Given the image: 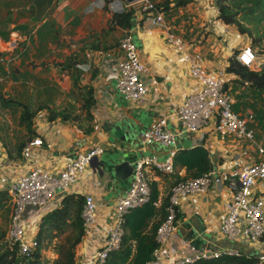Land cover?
Here are the masks:
<instances>
[{
    "label": "crops",
    "instance_id": "obj_1",
    "mask_svg": "<svg viewBox=\"0 0 264 264\" xmlns=\"http://www.w3.org/2000/svg\"><path fill=\"white\" fill-rule=\"evenodd\" d=\"M98 1L100 0H0V35L9 38L6 41L0 36V97L22 102L32 109H37L41 105L51 109L59 108L61 103L57 99L60 93L56 88L57 82H52L51 75L61 73V68L57 66L60 63L57 65L52 63L53 49L58 46V42L63 43L65 39L69 42V39L83 38L82 34H86L83 28L87 20H105L101 21L103 28L104 24L113 20L114 14L123 6L121 1L118 3V0H114L103 10ZM192 1L186 7L178 9L173 8L172 3L173 9L166 13V21L170 18L167 24L187 42L190 53L203 54L209 71L223 72L230 58L235 56V53H240L250 40L239 35L234 26L225 25L217 19L218 10L214 0ZM147 16L136 12L130 30L112 25L115 31L106 34L99 32L91 40L86 41L87 44L100 43L101 49L98 51L89 49L86 55L81 56L83 61L76 68L82 71V76L72 72L80 84L90 85L95 90L96 105L92 110V121L82 109L73 115L70 114L67 121L61 117L51 121L48 111L44 109L34 120V129L40 136L33 138L41 137L44 141V147L37 155L38 159L53 174H59L69 160L78 154L87 153L97 143L105 150L68 191L84 196L92 195L98 205L92 234L77 247L78 264H92V257L102 246L107 230L112 225L117 199L128 191L125 187L126 181L110 177L102 171L105 170L102 169V164L107 168L109 164L114 163L115 158L123 157L118 152L121 149V131H117L116 128L134 124L141 140V135L150 128L157 115L166 111L169 126L178 132L182 127L176 113L191 90L197 89V83L189 77L190 54L179 52L167 44L162 31L153 27ZM48 21L53 25H49V30L58 31V34L43 31V26L47 25ZM209 22H213V25H208ZM187 25L189 28H186ZM205 26H208L205 30L210 34H202L199 30ZM17 27L22 29L16 30ZM175 30H178V33ZM127 31L136 41L139 56L150 68L151 77L157 81V86L153 87L151 93L141 101H128L118 94L115 89L116 80L112 76L114 71L109 72L107 67V63L115 58L118 43ZM65 33L68 36L63 35ZM86 43L84 45H87ZM80 48L73 51L69 57L79 52ZM55 60L58 61L57 57ZM85 67L91 74L88 72L87 75ZM63 74L71 81L69 91L71 95L74 87L71 74ZM236 79L235 75L229 74L227 77L232 93L240 99L238 101L234 95L236 112L240 115L255 114L256 124L252 127L256 132L257 141L264 147V119H260L264 112V95L258 97L253 89L238 84ZM19 117L20 111L6 109L0 102V172L13 182L26 172L24 160L16 159L15 152L27 134L19 125ZM15 120L18 123L13 126ZM215 127L216 122L213 119L206 129L187 137L192 143L191 149L197 146L207 149L215 172L226 170L229 162L237 158L243 163L258 161L257 151L249 149L246 142L222 135L216 132ZM178 141L176 150L180 149ZM140 142L139 149H131V163L134 168L137 161L144 157H156L163 161L171 150L170 147L161 144H143L142 140ZM182 142L180 139V143ZM245 151L249 152L247 157L243 156ZM146 174L151 184H157L162 201L168 196L175 180L186 176V170L184 167H176L174 177L151 170ZM133 176L127 179L130 184ZM254 193L261 196L264 201V182L255 187ZM60 198L50 201L44 210L36 208L27 210V240L36 236L41 218L59 205ZM230 198L229 190L220 183L213 185L209 191L201 195L196 205L182 201L177 233L168 243L159 246L155 256L166 264H173L180 257L200 251L207 253L244 251L249 255L256 253L264 261V237L260 243L252 245L245 239L231 242L221 236L219 217L225 213V204ZM9 209L11 211V206ZM5 212L0 215L6 214ZM7 217L10 218V214ZM44 257L47 259L44 264H52L58 256L55 250L50 248L44 251Z\"/></svg>",
    "mask_w": 264,
    "mask_h": 264
},
{
    "label": "built area",
    "instance_id": "obj_2",
    "mask_svg": "<svg viewBox=\"0 0 264 264\" xmlns=\"http://www.w3.org/2000/svg\"><path fill=\"white\" fill-rule=\"evenodd\" d=\"M157 3V0H140L134 4H127L118 13L140 4L139 11L136 12L148 15L147 18L153 27L162 31L166 43L179 52L190 54L188 55L189 77L197 83V89L191 90L176 113L182 127L180 131L172 130L169 126V116L166 111H162L150 128L141 135L143 144H161L170 147L171 150L163 161H159L156 157H144L137 162L133 181L126 194L117 199L112 225L107 230L102 246L92 257V264L104 263L109 253L119 248L127 214L151 201L152 189L147 171L151 170L170 177L176 176L175 157L178 151L176 150L178 138L185 133L194 134L206 129L213 119L216 122V132L246 142L249 149L257 151L258 161L243 163L237 158L229 162L226 170L215 172L211 169L200 178L175 180L168 194L167 219L157 232V243L159 246L168 243L177 233L182 201L196 205L201 195L209 191L213 185L220 183L231 194L230 200L225 204V213L219 217L221 236L231 242L245 239L252 245L260 243L264 237V201L261 196L254 193L255 187L264 182V147L257 141L256 132L252 127L256 124L255 114L240 115L235 112L236 101L227 80L229 74L226 70L209 71L201 52L190 53L187 42L173 32L167 24L165 12ZM237 59L243 66L251 68L260 57L258 51L249 43L240 51ZM107 67L109 72L114 71L112 76L116 80L117 93L128 101L143 100L151 93V89L157 86L156 79L151 77L150 68L142 62L137 45L129 31L120 39L118 52L115 58L107 63ZM43 147L44 141L41 137L33 138L26 143L22 151L26 172L16 181H11L0 172V190L7 191L11 198L10 223L4 242L8 247L18 245L19 255L26 257L31 255L37 245L35 237L27 240V210L31 208L44 210L50 201L67 194L78 177L105 151L104 147L97 143L87 153L78 154L74 159L69 160L59 174H53L38 159L37 155ZM248 154L249 152L245 151L243 156L247 157ZM161 203L159 199L154 205L160 208ZM97 209L95 198L86 195L82 214L86 235L82 242L92 234ZM221 254L200 251L180 257L173 264H194L200 260L219 257ZM229 254H237V252ZM150 264L166 263L155 257ZM261 264H264V261Z\"/></svg>",
    "mask_w": 264,
    "mask_h": 264
},
{
    "label": "trees",
    "instance_id": "obj_3",
    "mask_svg": "<svg viewBox=\"0 0 264 264\" xmlns=\"http://www.w3.org/2000/svg\"><path fill=\"white\" fill-rule=\"evenodd\" d=\"M158 7L165 13L173 8L186 7L192 0H157ZM218 9V17L225 25L235 26L237 32L249 38L251 45L258 51L260 60L251 68H247L239 63L237 57L239 53L231 57L226 67V72L237 77L236 81L242 86H247L255 91L260 97L264 95V0H214ZM174 7L171 8V4ZM136 10L132 7L126 9L123 13H115L112 23L114 27L124 30H130L135 20ZM78 23V21H75ZM50 22L43 26V31L49 34L58 31L49 30ZM17 27L16 30H21ZM41 31L39 30L38 33ZM2 38L9 40L7 36ZM89 49L98 51L101 49L100 43L92 42L83 45L80 51L72 54L63 63L57 65L61 68V73L71 74L74 87L71 90L73 96H78L82 102L81 108L86 112L87 117L92 121L93 108L96 105L95 90L90 85H83L74 78L73 72L82 76V71L76 68L81 64V56L86 55ZM95 75V74H94ZM1 105L9 110L20 111L19 125L26 131L25 139L16 149V155L19 159L26 143L35 136H40L34 129V120L39 112L46 109L49 118L53 121L57 117H61L67 121L68 113L66 110L51 109L48 106H40L38 109H32L29 105L22 102L5 99L0 97ZM236 111V107L234 106ZM264 119L263 117L260 118ZM91 132V130H89ZM175 166L184 167L186 176L178 178L182 181L192 178H200L208 173L211 169L209 153L203 146H197L193 149H179L175 157ZM152 196L151 201L140 207L130 211L125 217L123 225L124 234L118 249L109 253L107 259L102 264H150L156 257L159 249L157 243V232L161 225L167 219V206L169 196L162 200L160 208L154 204L160 199V191L157 184H151ZM11 198L7 191L0 190V212L10 208ZM85 204V196L76 193H67L60 198L59 205L45 214L38 225L36 232V247L29 257L19 255L18 245L8 247L4 240L5 231L0 232V264H44L47 259L44 257V251L50 248L54 249L57 259L52 264H78L77 247L81 244L82 239L86 235V229L82 219L83 208ZM179 217V215H178ZM262 259L256 253L249 255L244 251L237 254L222 253L221 256L200 260L194 264H261Z\"/></svg>",
    "mask_w": 264,
    "mask_h": 264
},
{
    "label": "rangeland",
    "instance_id": "obj_4",
    "mask_svg": "<svg viewBox=\"0 0 264 264\" xmlns=\"http://www.w3.org/2000/svg\"><path fill=\"white\" fill-rule=\"evenodd\" d=\"M112 1L114 0H100L98 1L101 8H105L107 6L108 3H111ZM119 1H121V3L123 4L122 8L124 6L127 5L126 2H124L123 0H118V3H120ZM97 2V4H98ZM94 6V5H93ZM139 7H140V4H136L133 6L134 9H136V11L138 12L139 11ZM104 10V9H103ZM218 10V9H217ZM166 14V13H165ZM170 19V18H169ZM167 19V21L169 20ZM101 21H105V20H97L95 19L94 21H90V20H87V24L84 26L83 30H85V33L86 34H82L84 37L81 38L80 40H72V39H69V42L65 39L63 43L61 42H58V46H56V48L53 49L54 51V54L51 55V59H52V63L54 64H61V61H65L67 60L66 58L69 57V55L75 51L76 49H78L79 47H82V43L83 45L86 43V41H89L93 38V36L95 34H99V32H101L102 34H106V33H110L111 31H115L112 27L113 23H112V19L109 20V22H107L106 24H104L103 28H101V24L102 22ZM209 24H212L213 25V22H209ZM172 26L174 25V23L171 24ZM215 26V25H214ZM193 27V25H192ZM191 27V28H192ZM208 26H205L204 28H199V30L202 32V34L204 33H208L210 34V32H207L205 29L207 28ZM235 27V26H234ZM186 28H189V26L187 25ZM190 28V29H191ZM174 29V28H173ZM181 30V29H180ZM176 31V30H175ZM178 31V30H177ZM176 31V32H177ZM178 33V32H177ZM65 36H68L66 33L63 34ZM240 35V34H239ZM72 36V35H71ZM221 38H218V40H220ZM135 41V40H134ZM136 42V41H135ZM251 43V42H250ZM87 44V43H86ZM3 45V44H2ZM75 46V47H74ZM75 48V49H74ZM55 57H57L58 61L55 60ZM260 57V55H259ZM261 58L263 59V63H264V58L261 56ZM57 61V62H56ZM83 61V60H82ZM262 61V60H261ZM53 68V67H52ZM86 71H87V75H88V72L89 74H91V71L89 70L88 71V68H86ZM52 71V70H51ZM211 72H213V70H210ZM52 77V82H57V90L59 91L60 93V96L58 97V101L61 103V105L59 106V108H55L56 110H66L68 111L71 115L75 114L79 109H82L81 106H82V102H80V100L78 99V96H73L72 94L70 95L69 94V91H70V86H71V81L69 79V77L67 75H64L63 73H60V72H56L53 76L51 75ZM88 78V77H87ZM114 81V80H113ZM114 86V84H113ZM64 91H63V90ZM63 91V92H62ZM1 94V93H0ZM233 95H235L233 93ZM236 99L239 101L240 99L235 95ZM74 103V104H72ZM42 106V105H41ZM39 107H37L38 109ZM83 110V109H82ZM236 112V111H235ZM17 120L14 121V123L12 124L13 126H16L17 125ZM145 132V131H144ZM190 134H183L180 139L183 140L182 143H180V139L178 138V144H179V148L180 149H191L192 147V143L191 141L187 138ZM186 142V143H185ZM188 143V144H187ZM22 160H23V157L21 156ZM130 183L128 181L125 182V187H127L129 189L130 187ZM5 210H2L0 213H4ZM6 214H1L0 215V232H3L5 231V233L7 232L8 230V227H9V223H10V218H8L7 216L10 214L11 215V211L10 209H7Z\"/></svg>",
    "mask_w": 264,
    "mask_h": 264
},
{
    "label": "water",
    "instance_id": "obj_5",
    "mask_svg": "<svg viewBox=\"0 0 264 264\" xmlns=\"http://www.w3.org/2000/svg\"><path fill=\"white\" fill-rule=\"evenodd\" d=\"M127 4H134L140 0H123ZM117 131H121L120 145L121 149L118 151L123 155L121 159L115 158L114 163L109 164L106 168L102 164V171H105L110 177L113 176L115 179H120L121 181H127L130 177L134 175V166L131 163V149H139L141 140L138 138V131L134 124H130L125 128H116ZM130 158V159H129ZM133 161V159H132ZM138 162V161H137ZM193 236H195L193 234ZM192 237V236H191Z\"/></svg>",
    "mask_w": 264,
    "mask_h": 264
}]
</instances>
